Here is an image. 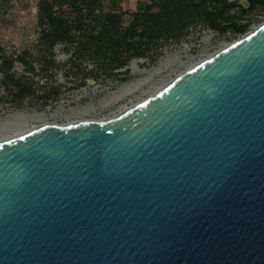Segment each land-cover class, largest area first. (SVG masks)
<instances>
[{
  "label": "water",
  "instance_id": "obj_1",
  "mask_svg": "<svg viewBox=\"0 0 264 264\" xmlns=\"http://www.w3.org/2000/svg\"><path fill=\"white\" fill-rule=\"evenodd\" d=\"M0 264H264V23L117 116L1 140Z\"/></svg>",
  "mask_w": 264,
  "mask_h": 264
},
{
  "label": "rangeland",
  "instance_id": "obj_2",
  "mask_svg": "<svg viewBox=\"0 0 264 264\" xmlns=\"http://www.w3.org/2000/svg\"><path fill=\"white\" fill-rule=\"evenodd\" d=\"M49 2L57 14L74 20L72 0ZM40 3L41 0H0V130L23 121L41 124L33 119L40 114L48 123L113 116L146 98L154 83L175 78L193 62L216 53L264 23L261 8L240 13L238 22L249 26L245 33L233 29L219 33L202 24L192 25L181 39H161L159 44L141 48L127 66L113 73L94 54L77 53V44H45L42 31L49 24L39 18ZM101 9L105 13H122L124 26L137 17L135 5L127 0H120L115 7L109 0H102L97 13ZM86 22L93 25L97 20L92 16ZM2 56L12 62L13 77L9 80L5 79L7 67ZM21 56L27 63L20 60ZM131 88L133 92L123 94ZM86 109L90 111L81 113Z\"/></svg>",
  "mask_w": 264,
  "mask_h": 264
},
{
  "label": "trees",
  "instance_id": "obj_3",
  "mask_svg": "<svg viewBox=\"0 0 264 264\" xmlns=\"http://www.w3.org/2000/svg\"><path fill=\"white\" fill-rule=\"evenodd\" d=\"M72 1L73 21L57 14L49 0H41L39 18L49 24L42 31V41L50 46L77 44V53L94 54L113 73L127 66L141 48L159 44L161 39H181L192 25L202 24L219 33L229 29L245 33L249 26L238 22L240 13L264 9V0H151L134 12L137 17L129 26H124L122 13L102 9L97 13L102 0ZM92 16L97 23L87 24ZM2 60L7 67L5 79L9 80L13 77L12 62L5 56ZM20 60L27 63L23 56Z\"/></svg>",
  "mask_w": 264,
  "mask_h": 264
},
{
  "label": "bare ground",
  "instance_id": "obj_4",
  "mask_svg": "<svg viewBox=\"0 0 264 264\" xmlns=\"http://www.w3.org/2000/svg\"><path fill=\"white\" fill-rule=\"evenodd\" d=\"M227 45H229V44H227ZM227 45H226V46H227ZM226 46H225V47H226ZM223 48H224V47H223ZM223 48H221V49H223ZM221 49H220V50H221ZM217 52H218V51H217ZM214 54H215V53H214ZM214 54H209L207 57H205V58H201L199 61H195V62H193V63H192L191 65H189L185 70H187V69L193 67V66L196 65L197 63H199V62H201V61H203V60H205V59L211 57V56L214 55ZM177 64H178V63H177ZM180 64H184V63L181 61ZM183 72H184V71H180V72L176 75V77L179 76V75H180L181 73H183ZM176 77H175V78H176ZM175 78H172V79H170L169 81H164V82L159 81V82L154 83V84L152 85V87H151V89H152V90L150 91L151 93L148 94L147 97L152 96V95H154L155 93H157L159 90H161L163 87H165L168 83H170V82H171L173 79H175ZM132 90H133L132 88H131V89H126V90L123 92V94L125 95V94L128 93L129 91L133 92ZM144 92H147V90L144 91ZM147 97H146V98H147ZM117 98H119V96H118ZM146 98L140 99V100L137 101L136 103H133L131 106L124 107L123 109H121V110L119 111V113H117V114H115V115H113V116H117V115H119L120 113H122V112L125 111L126 109H128V108H130V107H133V106H135V105H137L138 103H140L141 101H143V100L146 99ZM94 109H95V108H93V110H94ZM88 111H90V110L86 109V110H83L81 113H86V112H88ZM57 115H60V113H58V114H54L53 116L56 117ZM33 119H34V120H40L42 123H41V124H37V125H35V124H32V125H31V124H30L31 121H23V122L17 123V124L14 125V126L3 128V129L0 130V135H2V136H0V141H1V140H4V139H7V138H10V137H13V136H17V135L23 134V133H25V132H27V131H30V130L36 128V127H39V126H42V125H45V124H51V123H48V119L45 118V115H44V114L36 115V116L33 117ZM54 123H55V122H54Z\"/></svg>",
  "mask_w": 264,
  "mask_h": 264
},
{
  "label": "crops",
  "instance_id": "obj_5",
  "mask_svg": "<svg viewBox=\"0 0 264 264\" xmlns=\"http://www.w3.org/2000/svg\"><path fill=\"white\" fill-rule=\"evenodd\" d=\"M127 1H129V4L135 5L136 10H138L139 8L143 7L145 4H148L150 2V0H127ZM109 2H112V6L115 7L118 6L120 0H109Z\"/></svg>",
  "mask_w": 264,
  "mask_h": 264
}]
</instances>
